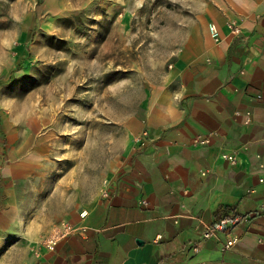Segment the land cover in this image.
Instances as JSON below:
<instances>
[{
  "label": "crops",
  "instance_id": "0c3cea01",
  "mask_svg": "<svg viewBox=\"0 0 264 264\" xmlns=\"http://www.w3.org/2000/svg\"><path fill=\"white\" fill-rule=\"evenodd\" d=\"M126 130L107 193L54 251L31 242L18 264H264V0L209 4ZM13 166L0 165V232Z\"/></svg>",
  "mask_w": 264,
  "mask_h": 264
},
{
  "label": "rangeland",
  "instance_id": "374dc122",
  "mask_svg": "<svg viewBox=\"0 0 264 264\" xmlns=\"http://www.w3.org/2000/svg\"><path fill=\"white\" fill-rule=\"evenodd\" d=\"M217 1L0 0V165L18 166L0 264L102 194L127 122Z\"/></svg>",
  "mask_w": 264,
  "mask_h": 264
},
{
  "label": "built area",
  "instance_id": "2783aa9c",
  "mask_svg": "<svg viewBox=\"0 0 264 264\" xmlns=\"http://www.w3.org/2000/svg\"><path fill=\"white\" fill-rule=\"evenodd\" d=\"M211 32L213 33L215 37V41H219L218 31L215 25H211ZM198 142H201L202 144L208 143V140H199ZM226 159L230 160L231 162L235 163L237 161V157L235 155H226ZM107 185L108 181H104V188L102 191V194L107 193ZM236 222V219H229V220H223L217 224H214L213 226H210L204 231V237L210 238L212 237L215 232L217 231H225L227 230L232 224ZM75 225L70 222H65L62 225H60L58 228H56L44 241H43V247L46 248L49 251H54L59 243L65 239L67 236H69L74 230ZM239 242V238L236 236H233L228 243L226 244L227 249L233 248L237 243Z\"/></svg>",
  "mask_w": 264,
  "mask_h": 264
},
{
  "label": "bare ground",
  "instance_id": "6f19581e",
  "mask_svg": "<svg viewBox=\"0 0 264 264\" xmlns=\"http://www.w3.org/2000/svg\"><path fill=\"white\" fill-rule=\"evenodd\" d=\"M156 101V100H155ZM39 125V124H38ZM32 129V128H31ZM55 139V138H54ZM55 141V140H53ZM51 142V141H50ZM52 145H54V143H52ZM49 154V153H48ZM58 204V203H57ZM9 212V211H8ZM19 218V217H18ZM20 219V218H19ZM19 221V220H18ZM20 222V221H19ZM21 222H22V219H21Z\"/></svg>",
  "mask_w": 264,
  "mask_h": 264
},
{
  "label": "trees",
  "instance_id": "16d2710c",
  "mask_svg": "<svg viewBox=\"0 0 264 264\" xmlns=\"http://www.w3.org/2000/svg\"><path fill=\"white\" fill-rule=\"evenodd\" d=\"M13 79V78H12ZM12 79L10 81H12Z\"/></svg>",
  "mask_w": 264,
  "mask_h": 264
}]
</instances>
